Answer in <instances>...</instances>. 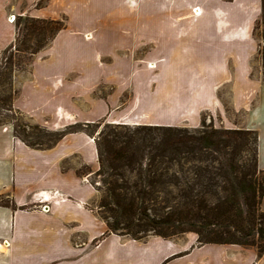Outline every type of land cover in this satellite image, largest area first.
I'll use <instances>...</instances> for the list:
<instances>
[{
    "label": "crops",
    "instance_id": "obj_1",
    "mask_svg": "<svg viewBox=\"0 0 264 264\" xmlns=\"http://www.w3.org/2000/svg\"><path fill=\"white\" fill-rule=\"evenodd\" d=\"M261 3L0 0V59L15 42L19 17L66 20L21 76L13 107L50 131L99 123L197 127L204 111L222 109L217 90L231 80L228 64L257 48ZM147 62L155 69L134 71ZM254 127L260 159L264 136ZM98 169L96 141L86 131L37 149L12 124L1 125L0 264H264L254 248L199 244L193 233L107 234L90 179Z\"/></svg>",
    "mask_w": 264,
    "mask_h": 264
},
{
    "label": "trees",
    "instance_id": "obj_2",
    "mask_svg": "<svg viewBox=\"0 0 264 264\" xmlns=\"http://www.w3.org/2000/svg\"><path fill=\"white\" fill-rule=\"evenodd\" d=\"M261 17L264 76V0ZM65 28L64 18L19 17L15 42L2 59L13 63L15 54L35 56ZM92 125L105 128L95 138L99 169L93 176L101 178L104 190L100 207L107 215L101 216L107 234L143 240L150 233L162 238L193 233L199 244L239 245L264 255V171L256 130L205 122L196 131L171 126L119 131L116 126L126 125L100 123L50 131L34 124L32 133L19 135L13 123L15 136L37 149L51 148L65 135Z\"/></svg>",
    "mask_w": 264,
    "mask_h": 264
},
{
    "label": "rangeland",
    "instance_id": "obj_3",
    "mask_svg": "<svg viewBox=\"0 0 264 264\" xmlns=\"http://www.w3.org/2000/svg\"><path fill=\"white\" fill-rule=\"evenodd\" d=\"M261 16L257 20L253 31L254 37L258 42L257 48L256 46L247 47L246 51L250 54L248 59H238L237 62L233 61L227 66L231 73V80L221 85L217 90L222 107L221 111H204L197 127H191L188 123H183L181 126L177 127L196 131L201 129L202 123L205 122L206 125H213L215 128L257 131L254 126H258V129L264 136V76L260 55L262 47ZM22 28H24V23L22 24ZM10 54L11 53H8L7 56ZM34 57L35 56L20 53L15 54L13 63H8L6 59H2V55L0 59V63L3 62V68L0 70V126L6 124L13 125L14 123L19 127V135L23 134L24 130L26 133H32L35 123L15 108H13L12 111L7 110V108L13 106V101L18 94L19 80L21 76L30 71ZM150 66H153L152 70H154V66L156 65L147 62L141 63L139 66L134 65L136 68H133L135 71L143 67L149 68ZM245 66L248 68L249 73L244 78L243 70ZM125 68L126 66L124 65L118 66V69L122 71L125 70ZM107 91L108 90L105 92ZM233 97L235 100H233ZM234 101L236 102L235 105L233 103ZM116 127H119L117 128L119 131H124L123 128L134 129L137 126L126 125ZM104 129V126L98 125H92L89 129L85 128L86 132L93 133L94 139L97 138ZM259 168L264 171V148L259 159ZM90 179L95 181L99 188V198L95 205V210L98 212L100 218L101 216H107L100 207L104 191L101 185V178L94 175L91 176ZM262 209L264 210V200L262 202ZM150 235L153 234L150 233Z\"/></svg>",
    "mask_w": 264,
    "mask_h": 264
},
{
    "label": "built area",
    "instance_id": "obj_4",
    "mask_svg": "<svg viewBox=\"0 0 264 264\" xmlns=\"http://www.w3.org/2000/svg\"><path fill=\"white\" fill-rule=\"evenodd\" d=\"M11 21H13V22L15 21V17L14 16H12ZM41 210L44 211V212H48L50 210L49 209V205H43L41 207Z\"/></svg>",
    "mask_w": 264,
    "mask_h": 264
}]
</instances>
